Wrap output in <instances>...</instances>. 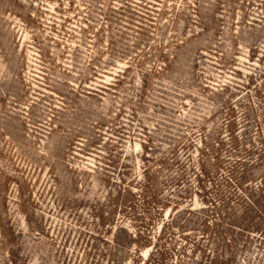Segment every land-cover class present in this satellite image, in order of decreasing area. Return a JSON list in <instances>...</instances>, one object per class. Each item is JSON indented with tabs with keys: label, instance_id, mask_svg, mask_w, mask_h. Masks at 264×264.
<instances>
[{
	"label": "rangeland",
	"instance_id": "rangeland-1",
	"mask_svg": "<svg viewBox=\"0 0 264 264\" xmlns=\"http://www.w3.org/2000/svg\"><path fill=\"white\" fill-rule=\"evenodd\" d=\"M0 264H264V0H0Z\"/></svg>",
	"mask_w": 264,
	"mask_h": 264
}]
</instances>
